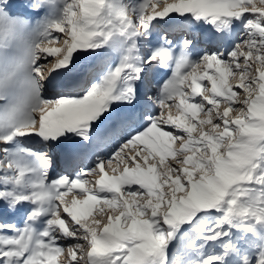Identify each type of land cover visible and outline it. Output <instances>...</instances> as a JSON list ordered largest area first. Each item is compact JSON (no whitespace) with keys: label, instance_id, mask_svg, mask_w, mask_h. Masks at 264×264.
<instances>
[{"label":"snow or ice","instance_id":"1","mask_svg":"<svg viewBox=\"0 0 264 264\" xmlns=\"http://www.w3.org/2000/svg\"><path fill=\"white\" fill-rule=\"evenodd\" d=\"M0 216V264H264V0H0Z\"/></svg>","mask_w":264,"mask_h":264},{"label":"rangeland","instance_id":"2","mask_svg":"<svg viewBox=\"0 0 264 264\" xmlns=\"http://www.w3.org/2000/svg\"><path fill=\"white\" fill-rule=\"evenodd\" d=\"M17 2H18V0H17ZM55 46H59V42L55 45ZM30 143H33L34 145H35V147H37V148H39L40 146H39V144L38 143H36V142H30ZM113 166H115V165H113ZM86 178H88V179H95V177H86ZM87 186H91V185H87ZM66 199H68V200H70L71 199V193L69 194V196L68 197H66ZM97 213L96 212H93V216H95ZM91 219H92V216H90L89 217V222L91 221ZM2 220H9V221H12V222H16V223H20V217L19 216H16V217H11V216H7V217H5V216H0V221H2ZM66 243V242H65ZM59 261L61 262V264H67V260H68V258H67V254H66V252H65V254L64 255H62V256H60L59 258Z\"/></svg>","mask_w":264,"mask_h":264}]
</instances>
